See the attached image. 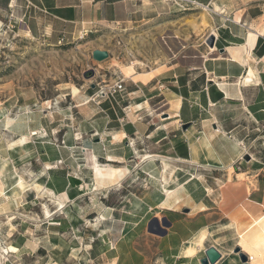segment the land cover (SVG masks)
I'll return each instance as SVG.
<instances>
[{
    "label": "crops",
    "instance_id": "0c3cea01",
    "mask_svg": "<svg viewBox=\"0 0 264 264\" xmlns=\"http://www.w3.org/2000/svg\"><path fill=\"white\" fill-rule=\"evenodd\" d=\"M187 1L191 2L186 11L204 13L209 21L204 41L214 35L213 47L206 44L189 60L159 72L146 70L123 83L124 89L114 97L107 91L115 80L102 86L95 80L88 86L73 85V92L70 83L56 87L51 95L42 88L15 89L0 102V215L9 213L3 209L13 198L18 207L34 209V198H39L36 186L53 192L65 206L75 193L86 192L89 178L93 190L103 192L119 184L128 187L134 174L157 176L163 184L161 194L165 188L174 194L188 188L190 203H178L177 195L171 199L173 193L159 199L154 206L167 210L162 219L170 225L162 227L165 234L157 235L147 230L149 219L144 225L133 221L129 208L133 189L122 187L131 193L119 202L125 218L116 226L120 234L105 235L107 264H200L210 245L221 254L214 264H239L233 252L239 246L246 254L260 255L251 264H264V249L255 252L253 247L264 223V166L252 167L260 156L256 146L264 132V0ZM27 2L26 21L18 14L16 25L10 26L52 45L82 30L91 33L101 26L127 24L142 4V0ZM4 21L0 18V23ZM243 146H249L244 155L251 156L250 165L231 171ZM162 159L173 166L166 182L161 180ZM196 167L225 182L219 203L195 197L199 187L212 192L196 177L200 174ZM143 198L140 202L146 203ZM220 222L228 224L231 233L223 242L213 234V225ZM136 238L144 241L142 251ZM150 242L155 244L156 260L148 256ZM11 247L28 253L22 244Z\"/></svg>",
    "mask_w": 264,
    "mask_h": 264
},
{
    "label": "rangeland",
    "instance_id": "374dc122",
    "mask_svg": "<svg viewBox=\"0 0 264 264\" xmlns=\"http://www.w3.org/2000/svg\"><path fill=\"white\" fill-rule=\"evenodd\" d=\"M26 5L29 6L27 0H0V18L5 20L0 23V102L9 99L15 89L42 88L43 93L51 95L56 87L69 83L72 92L76 88L73 85L88 86L96 83L95 80L99 86L113 80L127 83L130 79H138L137 75L146 70H165L174 63L189 60L194 52L206 48L204 35L209 21L204 13L178 10L168 0H142L131 22L116 27L101 26L91 33L82 30L76 36L65 37L57 45L10 26L16 25L13 20L18 14L26 21L25 13L29 11ZM95 49L106 50L109 56L101 61L95 60L92 57ZM260 134L262 138L256 146L260 156L252 167L264 166V132ZM248 157V160L243 157L231 171L237 166L244 168L250 165L252 158ZM196 168L200 170L196 177L209 184L212 192L208 194L199 187L194 190L195 197L210 198L211 203H219L225 182L203 173L201 167ZM142 176L134 174L128 187L119 184L115 187L117 191L114 188L103 192L94 191L93 181L89 178L86 192H77L64 201L62 210L56 209L42 195L36 194L39 198H34V209L18 207L13 198L3 209L9 213L0 215V249L3 252L0 264H107L104 252L108 240L105 235L109 232L113 236L120 234L121 230L117 232L116 226L125 223V218L120 215L119 202L131 193L122 187L133 189L130 196L134 202L129 208L136 225H144L152 217L161 220L167 212L154 206L159 199L166 198L161 194L163 184L156 180L157 176L155 179ZM174 195H177L178 203H190L192 194L188 188H180L171 195V199ZM142 196L146 203L140 202ZM44 204L51 211L50 216L44 214ZM187 211V208L183 210ZM222 222L213 225V234L219 242L231 234L226 230L229 225ZM137 239L136 247L142 251L144 241ZM20 244L28 253L15 248ZM150 245L148 256L156 260L159 257L155 254V244L150 242Z\"/></svg>",
    "mask_w": 264,
    "mask_h": 264
},
{
    "label": "water",
    "instance_id": "95a60500",
    "mask_svg": "<svg viewBox=\"0 0 264 264\" xmlns=\"http://www.w3.org/2000/svg\"><path fill=\"white\" fill-rule=\"evenodd\" d=\"M205 43L211 47L214 45V35L210 34L206 37ZM222 50V49H221ZM109 56L108 52L106 50H99L95 49L92 51V57L95 60L101 61ZM185 126L184 128H186ZM246 160L249 159L248 155L243 156ZM170 225L169 221H166V219L159 220L157 217H152L148 221L147 230L151 233L157 234V235H163L165 234V229L162 227ZM233 252L238 256L239 264H248L247 263V254L240 250L239 247H236ZM221 254L214 247L213 245H210L204 249V256L199 259L200 264H214L219 258Z\"/></svg>",
    "mask_w": 264,
    "mask_h": 264
},
{
    "label": "bare ground",
    "instance_id": "6f19581e",
    "mask_svg": "<svg viewBox=\"0 0 264 264\" xmlns=\"http://www.w3.org/2000/svg\"><path fill=\"white\" fill-rule=\"evenodd\" d=\"M196 25V24H194ZM182 45V44H181ZM210 51V50H209ZM125 108V107H124ZM33 134V133H32ZM35 134V132H34ZM149 156H146V158H148ZM169 160H166V159H162V173H161V180L163 182H166L167 181V176L173 172V166L170 164V162H168ZM20 177V176H19ZM25 182V181H24ZM97 183V181H96ZM36 193L37 195H42L44 196L47 200H49L50 202H52L55 206H56V209H63V206L62 204H60V202L56 201V199L54 198V196L52 195L51 192L49 191H46V190H43L41 189L39 186H36ZM49 190V189H48ZM43 192V193H42ZM164 193L165 195L168 197L172 194V191L169 190V189H164ZM52 195L51 197L49 195ZM43 212L46 216H50L51 215V211L49 210L48 206L46 204L43 205ZM36 220V219H35ZM263 228H262V232L261 234L258 236L257 240L256 241H253V247H254V251L255 252H258V251H261V249H264V223L262 224ZM204 238V233H202L200 236H199V243L200 241ZM201 244V243H200ZM240 247V246H239ZM3 252L2 250L0 249V256H2ZM252 255L253 259L255 260L258 255L257 254H254L253 253H249ZM260 256V255H259ZM264 256V255H262Z\"/></svg>",
    "mask_w": 264,
    "mask_h": 264
},
{
    "label": "built area",
    "instance_id": "2783aa9c",
    "mask_svg": "<svg viewBox=\"0 0 264 264\" xmlns=\"http://www.w3.org/2000/svg\"><path fill=\"white\" fill-rule=\"evenodd\" d=\"M168 1L170 2V4L177 6V7H178V10H185L186 7H187L186 3L191 2V1H187V0H186V1H185V0H184V1H183V0H168ZM62 40H63V37H60L59 40H58V42L60 43ZM123 86H124V85H123V81H122V80L115 81V82H114V83L108 88V91H107L108 96H109V97H114V94H115V93L120 92V91H122V90L124 89ZM248 148H249V146H247V147H246V146H243V151H244V152H243V154L238 158V160L235 161V163H234L235 166H236L238 163L241 162V160L243 159L244 154L247 153ZM252 260H253L252 255L247 254V263H248V264H251Z\"/></svg>",
    "mask_w": 264,
    "mask_h": 264
}]
</instances>
